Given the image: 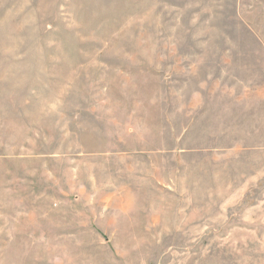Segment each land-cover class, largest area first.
<instances>
[{"label": "rangeland", "instance_id": "1", "mask_svg": "<svg viewBox=\"0 0 264 264\" xmlns=\"http://www.w3.org/2000/svg\"><path fill=\"white\" fill-rule=\"evenodd\" d=\"M0 264H264V0H0Z\"/></svg>", "mask_w": 264, "mask_h": 264}]
</instances>
